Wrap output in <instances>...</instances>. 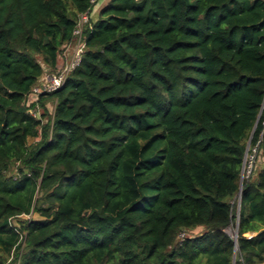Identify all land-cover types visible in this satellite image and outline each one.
Segmentation results:
<instances>
[{
	"label": "trees",
	"instance_id": "16d2710c",
	"mask_svg": "<svg viewBox=\"0 0 264 264\" xmlns=\"http://www.w3.org/2000/svg\"><path fill=\"white\" fill-rule=\"evenodd\" d=\"M95 3L0 0V264L263 263L264 0Z\"/></svg>",
	"mask_w": 264,
	"mask_h": 264
},
{
	"label": "built area",
	"instance_id": "2783aa9c",
	"mask_svg": "<svg viewBox=\"0 0 264 264\" xmlns=\"http://www.w3.org/2000/svg\"><path fill=\"white\" fill-rule=\"evenodd\" d=\"M92 1H94V0H92ZM87 20H88V16L86 14L80 15L78 27L74 31L75 34H77L79 36V38H78L77 42L75 43V45L73 46L72 55L70 57L69 62L66 63L63 66V68L61 70L57 71L56 73L47 74L48 80L45 83H40L39 82V84H37L34 87V92L35 93H38V92H41V91H50V90H53V89H56V88L60 87L63 84L68 72L80 62L81 55H82V50H83L82 49L83 48V44H81L80 35H81L82 25ZM38 85L41 88H38ZM178 236H179V238L183 237L184 236V232H180L178 234Z\"/></svg>",
	"mask_w": 264,
	"mask_h": 264
},
{
	"label": "rangeland",
	"instance_id": "374dc122",
	"mask_svg": "<svg viewBox=\"0 0 264 264\" xmlns=\"http://www.w3.org/2000/svg\"><path fill=\"white\" fill-rule=\"evenodd\" d=\"M108 0H96V3L94 5V9L92 11V14L90 15V18L92 17V19L95 20L97 14H98V11H99V7L102 6L103 4H105L104 2H107ZM72 55V50L65 55L66 57V60H65V64L69 62L70 60V57ZM48 80V77H47V73H45L40 79H39V82L40 83H45L46 81ZM39 84V83H38ZM38 88H41L39 87L38 85ZM250 149V150H249ZM257 159V160H256ZM255 162L256 163H261L262 162V159L261 158H256V149H254L253 147H251L250 145V141L247 143V151H246V154H245V159H244V163H243V167H242V174H241V178L242 180L244 178H246L249 174H250V170L252 169L253 165H255ZM235 213L237 215V206L235 208ZM29 216H27V218H29ZM14 223L17 222V219H14L13 221ZM227 231L232 235L234 236L235 235V231H236V217H235V220L234 222L228 227ZM261 264H264L261 263Z\"/></svg>",
	"mask_w": 264,
	"mask_h": 264
},
{
	"label": "water",
	"instance_id": "95a60500",
	"mask_svg": "<svg viewBox=\"0 0 264 264\" xmlns=\"http://www.w3.org/2000/svg\"><path fill=\"white\" fill-rule=\"evenodd\" d=\"M259 114H260V113H259ZM259 114H258V117H259ZM256 123H257V120H256V122H255V124H254V126H253V128H252V131H251V133H250V137H249L248 142L250 141V138H251V136H252V134H253V131H254V128H255ZM241 184H242V178H240V190H239V192H238L236 225H237V223H238V211H239V204H240ZM236 232H237V230L235 231V235H234V236H236Z\"/></svg>",
	"mask_w": 264,
	"mask_h": 264
},
{
	"label": "crops",
	"instance_id": "0c3cea01",
	"mask_svg": "<svg viewBox=\"0 0 264 264\" xmlns=\"http://www.w3.org/2000/svg\"><path fill=\"white\" fill-rule=\"evenodd\" d=\"M104 3H106V2H104ZM100 7H101V6H100ZM100 7H99V8H100ZM91 14H92V13H91ZM71 50H72V48H71V47H68V48L66 49V51H65V55L68 54Z\"/></svg>",
	"mask_w": 264,
	"mask_h": 264
}]
</instances>
